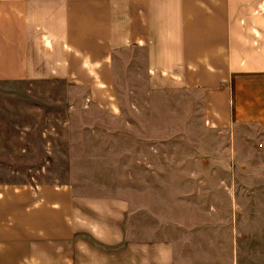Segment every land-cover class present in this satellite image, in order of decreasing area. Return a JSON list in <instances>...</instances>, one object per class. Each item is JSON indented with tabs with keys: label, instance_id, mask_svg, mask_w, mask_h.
Listing matches in <instances>:
<instances>
[{
	"label": "crops",
	"instance_id": "obj_1",
	"mask_svg": "<svg viewBox=\"0 0 264 264\" xmlns=\"http://www.w3.org/2000/svg\"><path fill=\"white\" fill-rule=\"evenodd\" d=\"M17 85L20 113L0 107V264L251 260L264 0H0V87ZM99 115L111 136L138 120L136 195L61 185L81 158L61 150L115 147L91 141Z\"/></svg>",
	"mask_w": 264,
	"mask_h": 264
},
{
	"label": "rangeland",
	"instance_id": "obj_2",
	"mask_svg": "<svg viewBox=\"0 0 264 264\" xmlns=\"http://www.w3.org/2000/svg\"><path fill=\"white\" fill-rule=\"evenodd\" d=\"M0 87V107L5 109L14 110L20 113L19 108L21 105L17 103L13 96L14 93H24V87L17 86ZM122 86H115V91L120 92ZM68 91L66 87L61 88V91ZM52 92H56L57 89L53 86ZM12 95V96H11ZM11 120L16 121L13 117ZM131 128L129 133L114 132L111 136L110 133L104 131V124H106L105 117L99 115L97 117L98 133L92 134V142L97 140L98 143L113 142L114 148H107L105 146H99L95 149H76V150H61L62 153H66L67 156L77 155L76 163L73 164H61V185H71V187L81 189H94V190H126L127 189L136 195L137 180L136 174L138 173V139L139 133L137 132L138 120L136 117L130 118ZM121 124V120L117 122ZM89 139V138H88ZM168 139V136L163 133L162 140ZM127 144L130 146L127 147ZM168 151L163 148V152ZM92 153V155H91ZM95 153V155H93ZM92 156V158L90 157ZM87 157V158H85ZM67 161V158H64ZM8 167V166H0ZM13 167V166H12ZM25 167V166H18ZM40 167V166H33ZM57 169L58 166H50V168ZM258 172H264V165L257 166ZM255 171V172H256ZM56 172V171H55ZM252 172V170H250ZM247 184L253 189L257 187V202L259 208L258 221L256 226H253L252 230L257 235L256 239L246 238L242 246V253L244 255H250L251 260L245 264H264V179L253 180L248 178ZM136 202V198H134ZM247 230L250 229V222L246 225ZM256 228V229H255Z\"/></svg>",
	"mask_w": 264,
	"mask_h": 264
}]
</instances>
